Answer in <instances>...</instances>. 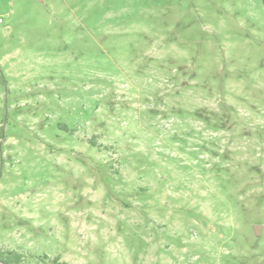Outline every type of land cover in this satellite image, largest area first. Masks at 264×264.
I'll use <instances>...</instances> for the list:
<instances>
[{"label":"rangeland","instance_id":"374dc122","mask_svg":"<svg viewBox=\"0 0 264 264\" xmlns=\"http://www.w3.org/2000/svg\"><path fill=\"white\" fill-rule=\"evenodd\" d=\"M8 251L264 264V0H0Z\"/></svg>","mask_w":264,"mask_h":264},{"label":"trees","instance_id":"16d2710c","mask_svg":"<svg viewBox=\"0 0 264 264\" xmlns=\"http://www.w3.org/2000/svg\"><path fill=\"white\" fill-rule=\"evenodd\" d=\"M48 256H43V261L40 264H58L59 259H52L51 263L46 261ZM0 262L3 264H30L25 260L23 254L15 251L3 252L0 254Z\"/></svg>","mask_w":264,"mask_h":264},{"label":"water","instance_id":"95a60500","mask_svg":"<svg viewBox=\"0 0 264 264\" xmlns=\"http://www.w3.org/2000/svg\"><path fill=\"white\" fill-rule=\"evenodd\" d=\"M259 229H260L259 227H256V231H257V232H259Z\"/></svg>","mask_w":264,"mask_h":264}]
</instances>
